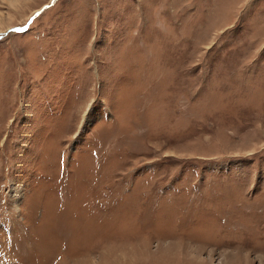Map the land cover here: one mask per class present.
<instances>
[{
  "label": "rangeland",
  "instance_id": "obj_1",
  "mask_svg": "<svg viewBox=\"0 0 264 264\" xmlns=\"http://www.w3.org/2000/svg\"><path fill=\"white\" fill-rule=\"evenodd\" d=\"M0 264H264V0H0Z\"/></svg>",
  "mask_w": 264,
  "mask_h": 264
}]
</instances>
